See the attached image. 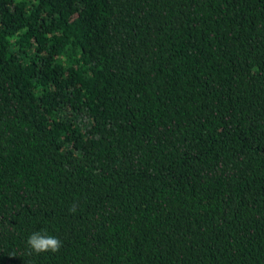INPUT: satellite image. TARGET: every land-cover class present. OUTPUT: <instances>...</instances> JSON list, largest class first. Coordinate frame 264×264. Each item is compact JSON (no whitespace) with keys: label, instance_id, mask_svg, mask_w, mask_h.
I'll use <instances>...</instances> for the list:
<instances>
[{"label":"trees","instance_id":"obj_1","mask_svg":"<svg viewBox=\"0 0 264 264\" xmlns=\"http://www.w3.org/2000/svg\"><path fill=\"white\" fill-rule=\"evenodd\" d=\"M0 264H264V0H0Z\"/></svg>","mask_w":264,"mask_h":264},{"label":"clouds","instance_id":"obj_2","mask_svg":"<svg viewBox=\"0 0 264 264\" xmlns=\"http://www.w3.org/2000/svg\"><path fill=\"white\" fill-rule=\"evenodd\" d=\"M70 211L74 212L75 208L70 209ZM27 246L30 250V254L57 253L62 247V242L57 237L48 235L42 230L33 232L28 237Z\"/></svg>","mask_w":264,"mask_h":264}]
</instances>
